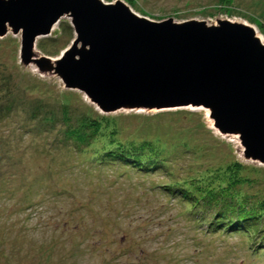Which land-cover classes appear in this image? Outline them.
I'll use <instances>...</instances> for the list:
<instances>
[{"label": "rangeland", "instance_id": "374dc122", "mask_svg": "<svg viewBox=\"0 0 264 264\" xmlns=\"http://www.w3.org/2000/svg\"><path fill=\"white\" fill-rule=\"evenodd\" d=\"M121 1L157 22L228 19L264 39V0ZM74 37L71 20L62 18L36 52L57 59ZM20 51L21 35L0 38V71L27 89L20 106L0 119V264H264V251L256 254L264 232L210 233L215 213L206 217L183 195L185 183L221 182L237 163L238 176L252 184L235 191L252 200L264 194V166L244 159L237 137L219 134L205 110L104 114L57 76L25 67ZM39 102L59 114L68 105L74 121L87 117L109 127L81 154L63 141V121L50 128L31 119ZM113 139L125 146L152 142L163 155L161 171L99 165L96 154Z\"/></svg>", "mask_w": 264, "mask_h": 264}, {"label": "water", "instance_id": "95a60500", "mask_svg": "<svg viewBox=\"0 0 264 264\" xmlns=\"http://www.w3.org/2000/svg\"><path fill=\"white\" fill-rule=\"evenodd\" d=\"M62 18L74 39L57 59L36 52ZM21 35V62L57 76L104 114L204 109L244 159L264 166V41L246 23L157 22L119 0H0V38Z\"/></svg>", "mask_w": 264, "mask_h": 264}, {"label": "trees", "instance_id": "16d2710c", "mask_svg": "<svg viewBox=\"0 0 264 264\" xmlns=\"http://www.w3.org/2000/svg\"><path fill=\"white\" fill-rule=\"evenodd\" d=\"M10 75V74H9ZM13 77L12 75H10ZM27 89L24 86H19L14 83L8 74H3L0 71V99L3 96V101H6L8 106L2 107L0 105V119L6 112H11L13 108L17 109L22 103L23 95L26 94ZM18 96L14 101L13 98ZM5 98V99H4ZM11 100V101H10ZM61 114L55 111L54 107L44 105V102H39L31 109V119L39 120L41 124L52 128L54 124H60L63 121L65 130L63 131V141L67 146L72 142L77 152L83 154L87 147L93 144L95 140L99 139L104 127L103 122L91 120L87 117H82L74 121L73 111L68 105H63ZM14 109V110H15ZM80 120V121H79ZM44 125V124H43ZM112 136H116L111 134ZM130 144V143H129ZM112 146L105 150L104 154H96L98 164H107L115 166L117 164L129 167L137 173L151 174L155 171H161L162 152L152 142H142L136 145H122L119 142H109L108 146ZM84 149V150H83ZM101 156V157H100ZM243 170L242 164H233L227 168V177L221 182L213 180L205 183H185L184 197L193 208L198 205L202 213L206 217H210L215 213L217 217L214 225V230H209L210 233L220 230L229 236L243 235L251 236L264 232V194L252 200L249 196L242 193L239 189L235 191L236 187H243L251 181L239 177L240 171ZM194 191L195 201H190V194ZM183 197V198H184ZM262 197V198H261ZM192 200V198H191ZM212 227V226H211ZM216 227H221L216 229ZM255 236V235H254ZM258 250L256 254H261L264 251V235L260 238V242L256 246ZM253 249V248H252ZM256 249H253L254 251ZM260 251V252H259Z\"/></svg>", "mask_w": 264, "mask_h": 264}, {"label": "bare ground", "instance_id": "6f19581e", "mask_svg": "<svg viewBox=\"0 0 264 264\" xmlns=\"http://www.w3.org/2000/svg\"><path fill=\"white\" fill-rule=\"evenodd\" d=\"M255 29H256V28H255ZM256 31H257V29H256ZM257 34H258V31H257ZM259 37H260V36H259ZM260 38L264 41V39H263L262 37H260ZM198 110H204V109H198ZM205 112H207V116H208V114H209L208 111L205 110Z\"/></svg>", "mask_w": 264, "mask_h": 264}]
</instances>
